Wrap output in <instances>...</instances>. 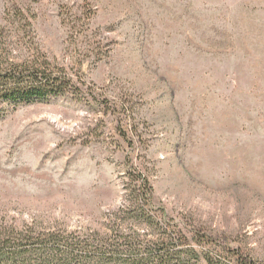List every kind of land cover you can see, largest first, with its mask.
Returning a JSON list of instances; mask_svg holds the SVG:
<instances>
[{
  "label": "rangeland",
  "instance_id": "1",
  "mask_svg": "<svg viewBox=\"0 0 264 264\" xmlns=\"http://www.w3.org/2000/svg\"><path fill=\"white\" fill-rule=\"evenodd\" d=\"M26 60L71 84L0 117V226L105 232L139 169L183 264H264V0H0Z\"/></svg>",
  "mask_w": 264,
  "mask_h": 264
},
{
  "label": "trees",
  "instance_id": "2",
  "mask_svg": "<svg viewBox=\"0 0 264 264\" xmlns=\"http://www.w3.org/2000/svg\"><path fill=\"white\" fill-rule=\"evenodd\" d=\"M70 84L68 74L51 71L45 61L39 65L32 60L0 62V117L6 107L15 109L57 97ZM129 179V204L115 214L105 232L19 228L3 223L0 264H183L187 260L183 254L190 251L186 242L173 238L169 225L147 209L153 204L150 179L139 169H133ZM236 264L257 263L240 257Z\"/></svg>",
  "mask_w": 264,
  "mask_h": 264
}]
</instances>
